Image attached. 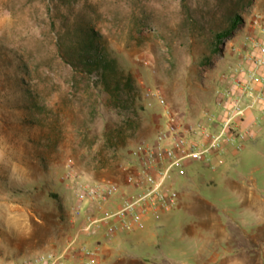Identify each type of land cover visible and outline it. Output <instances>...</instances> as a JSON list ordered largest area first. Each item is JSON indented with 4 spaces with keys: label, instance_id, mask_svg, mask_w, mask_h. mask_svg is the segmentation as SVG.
I'll use <instances>...</instances> for the list:
<instances>
[{
    "label": "rangeland",
    "instance_id": "1",
    "mask_svg": "<svg viewBox=\"0 0 264 264\" xmlns=\"http://www.w3.org/2000/svg\"><path fill=\"white\" fill-rule=\"evenodd\" d=\"M255 21L264 0H0V261L65 248L82 220L70 214L78 187L123 186L138 143L210 116ZM88 32L120 77L108 91L76 59ZM171 183L170 214L83 239L102 248L97 264H264V128L231 164L188 161Z\"/></svg>",
    "mask_w": 264,
    "mask_h": 264
},
{
    "label": "built area",
    "instance_id": "2",
    "mask_svg": "<svg viewBox=\"0 0 264 264\" xmlns=\"http://www.w3.org/2000/svg\"><path fill=\"white\" fill-rule=\"evenodd\" d=\"M254 25V33L245 37L243 48H238V63L219 79L223 85L215 103L221 114L219 131L209 133L200 124L188 128L166 124L152 141L138 143L128 153L121 167L123 186L107 182L75 190L76 204L70 214L82 220L65 248L21 264H97L99 245L83 239L100 237L110 242L115 236L144 230L177 208L179 196L171 183L175 170L190 161L215 172L224 165L226 147L238 151L254 139L252 127L245 126L246 112L257 111L264 123V26L257 21ZM144 96L165 104L157 90L146 89ZM67 176H71L70 171Z\"/></svg>",
    "mask_w": 264,
    "mask_h": 264
},
{
    "label": "trees",
    "instance_id": "3",
    "mask_svg": "<svg viewBox=\"0 0 264 264\" xmlns=\"http://www.w3.org/2000/svg\"><path fill=\"white\" fill-rule=\"evenodd\" d=\"M238 19L235 18L232 20L231 29L235 28L237 25ZM228 35V32L219 34L216 36L217 41H221L225 36ZM85 48L76 55V59L79 63H82L85 68L91 72L96 70L100 73L101 83L105 91L109 90L110 84L113 82L114 85H119L121 81L118 76V72L114 68L112 62L106 61L96 49L94 45V35L88 32V42L85 44Z\"/></svg>",
    "mask_w": 264,
    "mask_h": 264
},
{
    "label": "crops",
    "instance_id": "4",
    "mask_svg": "<svg viewBox=\"0 0 264 264\" xmlns=\"http://www.w3.org/2000/svg\"><path fill=\"white\" fill-rule=\"evenodd\" d=\"M237 63H238V61H236L235 64H237ZM219 86H220V90H221L223 88V85L220 83ZM235 92H236V95H238V91L235 90ZM210 115H213L214 118L210 119L209 116H206L204 119H202L201 123H197V124H200L209 133L215 134V133H217L219 131V118L221 117V114L219 112V109L217 107H214L213 113H210ZM259 117H260L259 113L257 111H255V110L246 112V115H245V126H251L252 127V130H253V132L255 134L254 139L249 141V142H247L246 144H244L242 146V148L240 150H238V151H236L232 147H226L225 152L223 154L224 165H227L228 163L231 164V161L236 160L237 157H238L239 152L241 150H243L246 146L255 144V142L258 139L259 131L262 128H264V123L259 120ZM219 169H218V171H219ZM99 248H100V252H99V256H100L102 248L100 246H99Z\"/></svg>",
    "mask_w": 264,
    "mask_h": 264
}]
</instances>
